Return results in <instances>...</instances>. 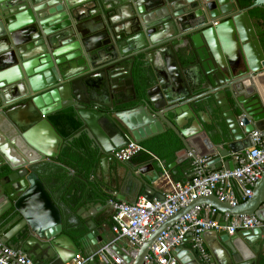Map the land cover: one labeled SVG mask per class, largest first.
<instances>
[{
  "label": "water",
  "instance_id": "95a60500",
  "mask_svg": "<svg viewBox=\"0 0 264 264\" xmlns=\"http://www.w3.org/2000/svg\"><path fill=\"white\" fill-rule=\"evenodd\" d=\"M261 5L264 0H254L250 8ZM142 53L152 62L158 55L165 72L154 68V78H140V104L121 109L137 100L132 71ZM198 62L206 77L196 84L209 93L194 97L184 70ZM263 77L264 49L249 8L239 9L236 0H0L2 241L34 258L44 250L40 258L64 263L81 253L84 242L95 249H83L90 254L107 244L93 214L67 228L66 221L73 222L66 218L68 209L43 177L65 144L50 114L75 107L101 152V164H118L114 150L156 135L167 124L194 160L208 157L211 169H233L232 157L223 158L251 147L254 130L264 131ZM201 98L205 107L198 110L192 103ZM216 108L226 126L207 129L203 114ZM143 196L164 198L149 186ZM205 204L264 220V171L246 201L231 205L215 193L202 196L154 229L135 258L116 252L127 262L144 264L163 231ZM80 210L85 212L86 204ZM206 235L213 238L209 260L182 243L173 250L178 264H259L261 228L235 235L210 229L203 240Z\"/></svg>",
  "mask_w": 264,
  "mask_h": 264
},
{
  "label": "built area",
  "instance_id": "2783aa9c",
  "mask_svg": "<svg viewBox=\"0 0 264 264\" xmlns=\"http://www.w3.org/2000/svg\"><path fill=\"white\" fill-rule=\"evenodd\" d=\"M251 135L253 138L251 147L232 153L235 164L233 169L225 167L211 169L208 163L210 158H201L194 160L193 175L189 181L172 182L169 178L171 188L162 194L164 197L162 200L156 197L147 199L142 195L133 202L111 200L112 229L115 233L112 243L101 246L89 255L77 253L72 260L64 264H88L92 261L99 264H132L116 252L114 246L117 242H125L126 247H123L122 251L133 259L139 246L154 229L192 201L212 193L231 205L246 201L253 195L254 187L264 171V131L254 130ZM144 151L147 152L140 143L132 141L114 150L113 155L118 161H129ZM218 214V209L211 204L195 206L160 234L144 264H178L173 250L188 237L191 238L192 247L196 249L200 258L208 261L209 252L201 235L210 229L226 230L229 235L246 229L261 228L264 231V220L258 216H231L228 213H221L222 219H218ZM0 264L35 262L21 250L5 244L0 234Z\"/></svg>",
  "mask_w": 264,
  "mask_h": 264
},
{
  "label": "crops",
  "instance_id": "0c3cea01",
  "mask_svg": "<svg viewBox=\"0 0 264 264\" xmlns=\"http://www.w3.org/2000/svg\"><path fill=\"white\" fill-rule=\"evenodd\" d=\"M140 55L143 56L144 60L143 73L146 76L145 78L155 77L154 68H156L161 73L165 72V68L162 65V62L159 60L158 55L156 56V58L154 57L153 62L148 59L146 53L139 54L138 56ZM138 56H135V60ZM184 72L194 97L200 94L209 93L207 92V88H202L201 86L196 84V81L199 78L206 77V73L201 62H198L195 67L185 68ZM263 79L264 77L262 78L261 82H263ZM137 85L138 84H136V92L138 94L142 91V89L139 86L137 87ZM141 98L142 97H137V100ZM129 102H132V100L130 99ZM138 104H140V100ZM192 104L197 105L198 110H202V108L205 107V99H197ZM105 108L109 111L107 107ZM171 116L174 117V115ZM218 117L221 118V122L216 121V118ZM203 118V125L207 129L216 130L218 126H226L224 118L222 117V114L221 112H219L218 108H216L213 113H209L206 111V114H203ZM168 130L173 131L172 128H170L167 124H164V130L156 135L164 133ZM156 135L150 136L145 140L150 139ZM141 142L138 143L141 144ZM196 146L197 149L201 150L203 144H196ZM144 153L150 154L152 159L150 161H141L139 159V154H137L129 161L117 160L118 164L114 163L111 160H106L101 164L99 160L89 181H82L83 183L81 184H78V181H76L78 180V178L73 170H69L68 172L66 171V173L64 172V170L60 171L59 169L62 165L57 161V158L51 159L50 162L46 165L47 174H43V177L47 182L52 181V183L50 184V190L52 191L55 198L64 206V208L68 209L66 218L67 220L69 219L73 222L69 223L68 221H66L67 228H69L72 224L81 225L88 219L89 215L93 214L94 217L92 218H94L96 222L102 225V229H104L103 238L107 241V244L112 243L115 238V233L112 229V222L110 221V216L112 213L110 204L111 199L105 200L102 197L103 195H106L113 200L133 202L139 196H143L145 186H149L156 193L163 194L171 188L170 180L172 182H179L175 181L172 178L171 170H173V173L178 174V176L182 179H189L193 175L192 166H190L187 160L189 158H191L192 160L194 159L188 152H186V155H183L181 158L171 162L168 166H166L164 161L158 160V157L152 154L150 151L147 150V152L144 151ZM231 157L232 156L223 158V161H227ZM237 195L239 196L238 191ZM85 204L86 210L85 212H81L80 209L82 207H85ZM221 213L222 212L219 211V214L217 215L218 219H222ZM212 240V236H205L204 243L207 250H209L207 244H210ZM184 243L187 248H193L190 237H188ZM11 245L12 244H10L9 246ZM11 247L21 250L22 252L27 254L30 258H32L35 264H64L63 261L58 259L54 260L51 258H40L41 255L46 254V251L44 250L40 252V255L34 258L31 257L28 252L24 251L21 247ZM83 247V249H87V251H92L91 249H93V251L95 250L90 244V241L84 242ZM99 247L101 246H98V248ZM123 247H126L124 241H119L116 243V251L122 252ZM83 249L82 251H80L82 254H90L84 252Z\"/></svg>",
  "mask_w": 264,
  "mask_h": 264
},
{
  "label": "trees",
  "instance_id": "16d2710c",
  "mask_svg": "<svg viewBox=\"0 0 264 264\" xmlns=\"http://www.w3.org/2000/svg\"><path fill=\"white\" fill-rule=\"evenodd\" d=\"M239 9L249 8V14L254 23L256 32L264 49V5L250 8L254 3V0H236ZM143 56H138L134 61L133 65V76L135 83L140 86V78H145L143 73ZM138 97H142V91L138 93ZM139 100H132L128 102L121 109L130 108L137 106ZM49 120L57 130V132L64 138L65 144L62 146L57 161L62 165L59 169L68 172L73 170L78 178V184L83 183L82 181L88 182L91 175L93 174L96 165L100 159V150L95 146L92 140L89 138L87 133L84 131V124L77 114L75 107L69 106L56 111L49 115ZM82 132L78 137H74L77 133ZM72 139V140H70ZM141 145L150 151L152 154L158 157V160L164 161L166 166L176 159L186 155L185 147L180 138L171 130L156 135L150 139L141 142ZM139 159L141 161H150L151 155L148 153H139ZM187 162L194 169L191 158ZM192 163V164H191ZM172 178L175 181L185 183L189 179H182L178 174L173 173L171 170ZM105 200H113L112 198L103 195ZM110 221L112 222L111 216Z\"/></svg>",
  "mask_w": 264,
  "mask_h": 264
},
{
  "label": "flooded vegetation",
  "instance_id": "af4514ba",
  "mask_svg": "<svg viewBox=\"0 0 264 264\" xmlns=\"http://www.w3.org/2000/svg\"><path fill=\"white\" fill-rule=\"evenodd\" d=\"M259 264H264V250L261 252Z\"/></svg>",
  "mask_w": 264,
  "mask_h": 264
},
{
  "label": "bare ground",
  "instance_id": "6f19581e",
  "mask_svg": "<svg viewBox=\"0 0 264 264\" xmlns=\"http://www.w3.org/2000/svg\"><path fill=\"white\" fill-rule=\"evenodd\" d=\"M261 87H262L263 95H264V79H263V82H261Z\"/></svg>",
  "mask_w": 264,
  "mask_h": 264
}]
</instances>
